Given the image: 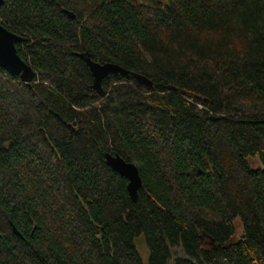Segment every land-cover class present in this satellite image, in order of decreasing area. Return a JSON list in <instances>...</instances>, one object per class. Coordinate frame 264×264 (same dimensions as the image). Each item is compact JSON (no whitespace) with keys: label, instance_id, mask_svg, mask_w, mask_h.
Segmentation results:
<instances>
[{"label":"trees","instance_id":"obj_1","mask_svg":"<svg viewBox=\"0 0 264 264\" xmlns=\"http://www.w3.org/2000/svg\"><path fill=\"white\" fill-rule=\"evenodd\" d=\"M0 24L34 71L0 68V264H144L140 239L264 264V0H3ZM86 58L129 76L96 91Z\"/></svg>","mask_w":264,"mask_h":264},{"label":"water","instance_id":"obj_2","mask_svg":"<svg viewBox=\"0 0 264 264\" xmlns=\"http://www.w3.org/2000/svg\"><path fill=\"white\" fill-rule=\"evenodd\" d=\"M3 0H0V6ZM21 37L10 32L0 24V68L7 72L13 78H19L23 83L30 84L33 79L34 71L24 62L17 53L16 44L21 43ZM88 68L93 77V88L96 91L101 90V82L109 75H121L128 77L129 72L115 64H97L89 58L85 59ZM135 78L140 84L151 87L149 80L136 75ZM105 163L119 176L125 178L128 182L127 191L133 202L137 201V190L141 186V179L136 166L126 162L118 154H104ZM14 232H16L14 230Z\"/></svg>","mask_w":264,"mask_h":264},{"label":"rangeland","instance_id":"obj_3","mask_svg":"<svg viewBox=\"0 0 264 264\" xmlns=\"http://www.w3.org/2000/svg\"><path fill=\"white\" fill-rule=\"evenodd\" d=\"M253 165H257V161L256 160H251ZM234 226H235V234H234V239H240L241 235H242V227L241 224L239 222L238 219L235 220L234 222ZM142 240V239H140ZM138 240L139 242L137 243L138 245V249H139V253L143 259L144 264L147 263V258H148V251L147 248L144 244V242ZM174 255L175 256H183L182 252L179 249H174Z\"/></svg>","mask_w":264,"mask_h":264}]
</instances>
